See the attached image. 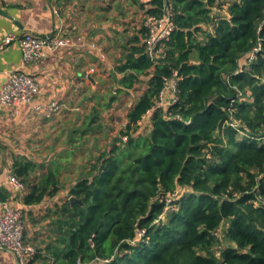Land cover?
<instances>
[{"label": "trees", "instance_id": "obj_1", "mask_svg": "<svg viewBox=\"0 0 264 264\" xmlns=\"http://www.w3.org/2000/svg\"><path fill=\"white\" fill-rule=\"evenodd\" d=\"M222 1L153 0L148 15L173 12L163 57H148L144 28L116 72L127 92L149 77L146 91L70 190L83 205L51 209L54 235L31 264H264V0L223 2L228 16ZM175 73L178 101L155 108ZM37 169L13 166L28 207L60 192Z\"/></svg>", "mask_w": 264, "mask_h": 264}, {"label": "crops", "instance_id": "obj_2", "mask_svg": "<svg viewBox=\"0 0 264 264\" xmlns=\"http://www.w3.org/2000/svg\"><path fill=\"white\" fill-rule=\"evenodd\" d=\"M152 2L0 0L1 36L29 32L51 35L61 30L71 39L69 47L49 53L41 63L23 65L22 51L18 44L0 53V86L7 81L8 73L23 70L40 78L39 103L59 102L65 106L61 113L49 119L36 113L31 106L20 105L15 112L10 107L2 106L0 101V200L22 210L25 220L38 209L50 208L57 196L39 206H25L23 197L7 183L9 175L13 174L15 161L27 160L29 156L25 152H32L42 142V135L47 137L56 133V126L76 117L78 112L83 114L91 98H94L90 94H94L104 84L106 72L112 75L119 88L124 89L120 84L124 75L118 74L116 69L136 45L133 40L137 37L142 39L145 18L153 7ZM144 119H149V115ZM28 161L39 167L40 161ZM32 179L37 180L33 176ZM30 238L29 232L26 239L37 247L38 252H42L49 242L41 241L40 246H37ZM0 264L19 263L13 253L0 250Z\"/></svg>", "mask_w": 264, "mask_h": 264}, {"label": "rangeland", "instance_id": "obj_3", "mask_svg": "<svg viewBox=\"0 0 264 264\" xmlns=\"http://www.w3.org/2000/svg\"><path fill=\"white\" fill-rule=\"evenodd\" d=\"M232 1L220 2L222 3L219 9L221 14L226 15L228 8V5H223V2L231 3ZM148 80L149 77L142 76L141 82L127 92L119 88L118 83L113 81L112 75L106 72L104 84L94 94H90L94 95L95 100L91 98L83 114L78 112L76 117H71L66 123L56 126L54 128L57 130L56 133H51L47 137L42 135V142L38 143L35 151L25 152L31 157L26 155L27 160L40 161L38 169L32 176L35 179H41L52 172L60 189L50 208L38 209L29 214L28 220H25L26 237L30 232L35 245L40 246L41 241H50L54 235L51 226L53 223L51 209L55 210L69 200L68 193L73 186L86 178L96 159L114 146L116 138L122 137L125 129L123 125L127 124V115L146 91ZM142 122V128L135 135L136 138L140 134L145 135L148 131V119ZM243 135L244 133H241L240 137ZM123 140L127 141V138L124 137ZM226 230L227 225L224 224L221 232ZM229 244L228 241H224L223 248Z\"/></svg>", "mask_w": 264, "mask_h": 264}, {"label": "built area", "instance_id": "obj_4", "mask_svg": "<svg viewBox=\"0 0 264 264\" xmlns=\"http://www.w3.org/2000/svg\"><path fill=\"white\" fill-rule=\"evenodd\" d=\"M168 8L167 6L163 16L147 15L145 18L146 33L143 44L152 61H157L163 57V45L170 40L175 30L172 23L173 12ZM215 11L220 12L217 8ZM13 44H18L21 48L23 65H29L41 63L49 53L62 47H69L71 39L61 30L51 35H37L31 32L22 35L16 33L0 35V53ZM7 75V81L0 86L2 106L10 107L16 112L20 105H28L36 113H41L49 119L65 109V106L59 102L45 104L38 102L41 83L37 75L25 73L23 70H15ZM178 81V74L175 73V77L167 82L166 87L160 93L155 108L164 109L178 101ZM142 123L140 122L141 126ZM7 183L22 197L28 192L26 185L14 174L9 175ZM0 250L13 253L19 264H31L38 253L37 247L26 240L23 211L2 200H0Z\"/></svg>", "mask_w": 264, "mask_h": 264}, {"label": "water", "instance_id": "obj_5", "mask_svg": "<svg viewBox=\"0 0 264 264\" xmlns=\"http://www.w3.org/2000/svg\"><path fill=\"white\" fill-rule=\"evenodd\" d=\"M69 201L71 202V204H76L77 203V204L83 205L82 200L76 199L75 197H70Z\"/></svg>", "mask_w": 264, "mask_h": 264}]
</instances>
